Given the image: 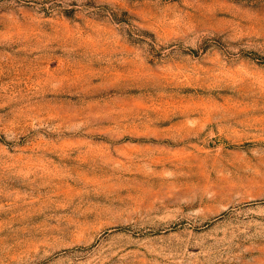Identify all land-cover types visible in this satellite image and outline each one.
<instances>
[{
	"label": "rangeland",
	"instance_id": "1",
	"mask_svg": "<svg viewBox=\"0 0 264 264\" xmlns=\"http://www.w3.org/2000/svg\"><path fill=\"white\" fill-rule=\"evenodd\" d=\"M0 264H264V0H0Z\"/></svg>",
	"mask_w": 264,
	"mask_h": 264
}]
</instances>
